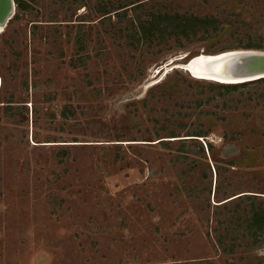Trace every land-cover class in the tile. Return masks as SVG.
Instances as JSON below:
<instances>
[{"label": "rangeland", "instance_id": "1", "mask_svg": "<svg viewBox=\"0 0 264 264\" xmlns=\"http://www.w3.org/2000/svg\"><path fill=\"white\" fill-rule=\"evenodd\" d=\"M107 1L16 0L0 29V264H264L252 201L224 204L264 202V84L218 96L181 68L264 43V0H127L145 7L119 28L96 11ZM146 11L218 29L128 39Z\"/></svg>", "mask_w": 264, "mask_h": 264}, {"label": "trees", "instance_id": "2", "mask_svg": "<svg viewBox=\"0 0 264 264\" xmlns=\"http://www.w3.org/2000/svg\"><path fill=\"white\" fill-rule=\"evenodd\" d=\"M27 1V2H26ZM124 1V2H123ZM35 0H17L18 3V9L19 10H25L26 8H29L31 6V3L33 4ZM119 4H115L114 2H102L98 5L97 13L101 14L102 16H105L104 19H110L112 16L111 14L113 12H116L114 15L118 17V25L114 27H122L123 18L128 14V10L130 9V6H132L133 11H137L141 8L145 7V2L140 3V1L136 2H128L127 0H118ZM117 5V7L115 6ZM119 11H123V13H119ZM147 18H142L140 16H137L136 18L131 20V27L125 28L129 33L127 34V38L130 40H133L134 42H140L144 41L150 44H153L155 42L161 43L168 41V38L174 39L176 42V45L178 44V47H183V41H188L194 38H198L200 35H209L211 32H215L218 29L217 20L211 17H203L195 14H188V13H163V12H156V11H146ZM121 24V25H120ZM123 30V28H121ZM84 40V35H82V29L78 31L76 41L79 46L82 47V42ZM238 49H244V50H261L264 51V43H259L252 41L249 44H238L235 46L229 45L227 49H222V51L218 50L215 51V53H212L210 55L218 54L221 52L229 51V50H238ZM82 50V48H80ZM198 56V55H197ZM196 57V56H195ZM171 78V77H170ZM176 79V82H181L184 76L180 73V71L175 72L174 77ZM194 79V78H193ZM197 80V79H196ZM203 81V80H202ZM213 83V82H212ZM256 84H264V79L248 82L244 84H238V85H226V84H218L211 85L208 87V89L212 92L217 91L218 96L222 94H234L240 89L247 88L251 85ZM177 85H174V89L176 90ZM159 89L167 90L173 92L174 89L171 88L170 81H166L162 86H160ZM162 95H166V93H163ZM147 104L144 103V106ZM205 113H209V111H205V109L200 108L198 110L197 115L200 116V118L203 115H207ZM172 135H175V132L172 133ZM186 136H194V137H206L208 136L205 134V132H198L195 134H188ZM180 137L178 136H172L171 138ZM187 140H197V139H185L182 141ZM177 140H172L169 142H174ZM181 141V140H180ZM166 142V141H160ZM211 146V145H210ZM248 200L252 201L251 207L252 209L248 213V217L246 219L247 228L246 231H249V236H252V238L256 241L255 243H259L260 240L264 242V202L263 203H257L254 200L257 199V196L244 194L242 196L235 197L233 199H230L224 204L231 202L234 199L244 197ZM223 205V204H222ZM249 229V230H248ZM253 231V233H252Z\"/></svg>", "mask_w": 264, "mask_h": 264}, {"label": "water", "instance_id": "3", "mask_svg": "<svg viewBox=\"0 0 264 264\" xmlns=\"http://www.w3.org/2000/svg\"><path fill=\"white\" fill-rule=\"evenodd\" d=\"M16 0H0V29L8 26L16 14ZM226 64L219 72L210 68ZM193 78L204 81L224 83L223 76L243 74L245 80L229 82L227 85H238L264 79V51L261 50H231L214 55H198L181 66ZM221 80V82H220Z\"/></svg>", "mask_w": 264, "mask_h": 264}, {"label": "bare ground", "instance_id": "4", "mask_svg": "<svg viewBox=\"0 0 264 264\" xmlns=\"http://www.w3.org/2000/svg\"><path fill=\"white\" fill-rule=\"evenodd\" d=\"M201 55H210V54H201ZM226 66H227L226 64H220V65H217L215 67L210 68V71H213V72H216L217 71V72H219L222 69H225ZM246 77H248V76H244L243 74H237L236 76L227 75V76H223L221 78H222V80H224L222 82L229 84V82H236V81H240V80H245ZM210 82H215V81H211L210 80ZM220 82H221V80H220ZM215 83H218V82H215ZM220 84H223V83H220Z\"/></svg>", "mask_w": 264, "mask_h": 264}]
</instances>
